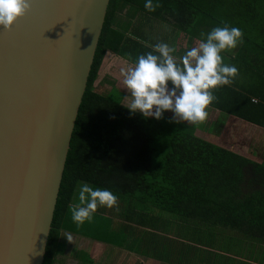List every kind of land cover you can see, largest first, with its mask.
<instances>
[{"label":"trees","instance_id":"trees-1","mask_svg":"<svg viewBox=\"0 0 264 264\" xmlns=\"http://www.w3.org/2000/svg\"><path fill=\"white\" fill-rule=\"evenodd\" d=\"M153 3L155 10L148 12L144 0L108 1L42 264H61L67 233L119 247L154 264H253L215 250L219 230L264 246V160L246 147L227 149L195 135L183 122L130 115L121 102L122 90L95 83L107 52L129 62L144 53L135 54L139 44L130 34V19L137 14L197 41L212 27L235 26L241 42L220 54L223 63L236 66L237 75L212 89L215 99L208 106L264 127V0ZM81 181L111 190L117 200L112 207L98 206L90 222L77 225L68 206L76 203L74 189ZM75 253L76 264H97L85 251Z\"/></svg>","mask_w":264,"mask_h":264},{"label":"water","instance_id":"water-1","mask_svg":"<svg viewBox=\"0 0 264 264\" xmlns=\"http://www.w3.org/2000/svg\"><path fill=\"white\" fill-rule=\"evenodd\" d=\"M109 0H31L0 27V264H42Z\"/></svg>","mask_w":264,"mask_h":264},{"label":"clouds","instance_id":"clouds-1","mask_svg":"<svg viewBox=\"0 0 264 264\" xmlns=\"http://www.w3.org/2000/svg\"><path fill=\"white\" fill-rule=\"evenodd\" d=\"M31 0H0V27L7 30L30 8ZM144 9L155 10L153 0H144ZM201 39L179 57L166 42L151 45V51L138 54L126 70L122 84L127 94L122 104L129 114L144 119H161L171 112L173 123L196 124L207 116L206 108L215 99L212 89L231 83L237 75L233 64L222 62L221 52L234 49L242 40L235 26H215L200 33ZM76 203L69 204L71 220L77 225L91 221L98 206L112 207L117 197L107 188L78 182Z\"/></svg>","mask_w":264,"mask_h":264},{"label":"crops","instance_id":"crops-1","mask_svg":"<svg viewBox=\"0 0 264 264\" xmlns=\"http://www.w3.org/2000/svg\"><path fill=\"white\" fill-rule=\"evenodd\" d=\"M131 21V27H130V34H134L135 37L134 39L138 42L139 44V48L135 47V54H137L139 51L141 52H148L151 51V45L156 43V42H166L169 44V46L174 48V53L173 55L179 57L180 55H182L185 51V49L192 47L196 44L197 40L196 39H190L187 35H185L183 32H181V35H178V42L176 43V45H174V37H177V33L175 29H173V27H171L170 25L163 23L161 21L155 20V19H151V18H147L141 15H135L134 18L132 17L130 19ZM169 26V29H167L165 26ZM159 26H164L161 28H158ZM178 32V31H177ZM167 33L171 34V37L168 38L167 37ZM133 37V35H131ZM110 56H111V60L113 59L114 62H112L114 64V66H110L108 67V71H105V73H103V75L99 76V72H98V78H97V84H102V86L100 87H104L107 90H111L114 87L119 88L120 90H122L124 92V95L127 94L126 90L124 89V86L122 84V70H126V68L129 66L130 63L127 61L125 58H123L122 56L115 54V53H111L109 52ZM143 54V53H141ZM99 71V70H98ZM123 95V96H124ZM121 102L124 103L123 97L121 99ZM212 111L211 113L208 115L209 116H213L216 118V120L218 121V123L222 124H229V123H233L238 125V128H235L236 131H234L233 134H236V139H233V142L231 144H228L227 142L222 141L221 139H223V137H227L228 138V132L227 131V127L225 125V127L227 128L226 131L225 129L221 130V131H212L209 128H204L207 126H203V129H208L207 132H205L203 130V132H198V136L201 137H207L210 141H213L217 144H220L221 146L227 148V149H234V148H242V147H246L247 151L253 155L258 157L261 160H264V127L258 126L256 124L247 122L241 118H238L232 114H226V113H222L220 110L212 108L211 106H209ZM171 112L170 111H165L163 114V117H167V118H171ZM228 121V122H227ZM227 122V123H226ZM243 124L244 127H247L253 135H255V133H257V137L252 136L254 139H256L255 143H258V146L256 147L261 155L256 154L252 151H250V145L249 144H243L241 145V143H239V139L238 137L242 138L243 135H245V133H247V131H242L241 130V125ZM210 125V124H209ZM223 125V126H224ZM212 137V138H211ZM234 137V136H233ZM251 138V137H250ZM250 138H248L247 140L249 141ZM250 142V141H249ZM229 145V146H228ZM231 145V146H230ZM233 146V147H232ZM67 239V240H66ZM74 240H80V242L82 241L83 243L86 244V246L80 245V246H76L73 245V241ZM63 241L65 243V252L64 255H62L60 257V263L61 264H69L67 261L71 260L73 262V264L77 263V257H76V250H83L86 253H88L97 264H108L107 262V258L109 256V253L107 251H113V249H118L123 256H127L129 255V259L131 260V264H133V258L134 260H137V262H143L144 260H149L150 259H143L140 256H137L136 254H133V252L121 249L119 247H115V246H111L109 244H106L104 242H100L97 240H93L87 237H83L77 234H73V233H67L63 235ZM66 241V242H65ZM108 246V247H107ZM90 247V249H89ZM109 248V249H108ZM107 250V251H106ZM92 252H95V256L92 255ZM100 254H102L101 256H103V259H101ZM141 258V259H140ZM152 262V261H151ZM137 263V264H138ZM160 264H165V263H160Z\"/></svg>","mask_w":264,"mask_h":264},{"label":"rangeland","instance_id":"rangeland-1","mask_svg":"<svg viewBox=\"0 0 264 264\" xmlns=\"http://www.w3.org/2000/svg\"><path fill=\"white\" fill-rule=\"evenodd\" d=\"M164 26H159L158 28H161ZM167 29H169V26H165ZM178 31V30H177ZM177 37H174V45H176V43L178 42V35H181V32H177ZM188 36V35H187ZM167 37L170 38L171 34L167 33ZM239 44V43H238ZM111 56L109 54V52H107L105 54V56L103 57V60L101 62L100 68H99V76L103 75V73H105V71H108L106 69H108V67L110 66H114V64L112 62H114V60L110 59ZM97 79L95 80V83H97ZM207 111V116L205 117V119L203 121H200L196 124H191L188 122H183L184 124V129L189 131V128H192L190 130H192L195 135L198 134V132H203V130L205 132L208 131V129H203V126H207L204 128H209L211 132L212 131H221L223 129H227L226 132H228V138L227 137H223V139H221L224 142H227L228 144H231L233 142V139H236V134H233L235 130V128H238V125L236 124H220L218 123V121L216 120L215 117H213L212 115L208 117V115L211 113L212 109L207 106L206 108ZM223 113V111H221ZM228 122V121H227ZM226 122V123H227ZM210 124V125H209ZM224 125V126H223ZM209 126V127H208ZM241 130L242 131H247V133H245V135H243V137L239 138V143H241V145L243 144H249L250 145V151L261 155L260 151L256 148L259 144L255 143L256 139H254L252 136L257 137V133H255V135H253L250 131H248L249 129L247 127H244L243 124L241 125ZM216 131V132H217ZM234 136V137H233ZM251 137V138H250ZM212 138V137H211ZM248 138H250V142L247 140ZM210 139V138H209ZM229 146V145H228ZM231 146V145H230ZM233 147V146H232ZM217 233V237H215L214 243L218 244L219 247H216L215 250H217L218 252L222 253V254H229L227 256H225L226 258H228V256H236L242 260H246L249 261L250 263L253 264H264V246L263 245H259L258 243H252L247 241L244 238H241V236L239 237V235H237L235 232H231V231H227V230H219L216 232ZM239 239V240H237ZM67 240V239H66ZM236 241H238L239 243L236 245ZM66 242V241H65ZM224 243H227L228 245L225 246ZM73 245L76 246H80L83 245L86 246L85 243H83L82 241L80 242V240H74L73 241ZM225 246V247H222ZM108 247V246H107ZM90 249V247H89ZM109 249V248H108ZM107 251V250H106ZM109 253V256L107 258V262L108 264H131V260L129 259V255L127 256H123L122 253L118 250V249H113V251H107ZM92 255L95 256V252H92ZM102 254H100L101 259H103V256H101ZM141 259V258H140ZM69 264H73V262L71 260L67 261ZM137 260H134L133 258V264H137ZM240 263L242 264V261H240ZM138 264H154V262H151L149 260H144L143 262H139ZM246 264V263H244Z\"/></svg>","mask_w":264,"mask_h":264}]
</instances>
